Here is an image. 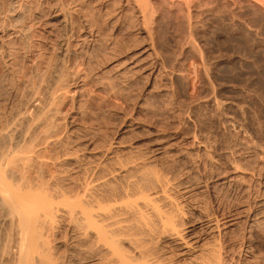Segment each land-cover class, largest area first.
Segmentation results:
<instances>
[{"label": "rangeland", "instance_id": "rangeland-1", "mask_svg": "<svg viewBox=\"0 0 264 264\" xmlns=\"http://www.w3.org/2000/svg\"><path fill=\"white\" fill-rule=\"evenodd\" d=\"M16 1V12H9L12 0H0V133L2 134H0V139L9 132L12 135L10 137L14 139L12 142L21 143L23 140L20 135L23 133L20 132L24 131V127L31 126V132L35 129L34 131L38 133L41 131L43 134L44 127L49 124L50 127L47 128L51 134H49L50 139L47 140L49 142L45 144L50 147L43 144L38 146L37 150L47 152L49 156L47 162L51 171L58 177L61 174L62 177L76 178L88 169L94 170L98 165L111 169L119 168L120 162L123 165L136 162L140 167L137 166L124 172L127 178L122 172L118 183L124 184L129 179H136L137 183L139 181L145 183L148 177L153 176L154 178V172L159 179H163L161 181H175L169 184L171 187L169 193L180 207L179 210L184 211L190 221L203 215L201 207L196 209L192 207L197 199L201 204L208 202L205 203L208 205L211 201V203L214 202L212 205L217 206L233 203L234 197H237L236 192L227 194L231 198L227 196L226 198L223 191L213 195L207 190L205 186L213 184L214 178L211 176L216 167L222 169L225 165L223 169H227L230 175L240 176L241 174L242 178L247 179L251 177L249 173L233 170L226 163L232 151L237 147L240 149L237 148L234 151L235 156L239 157L243 165L248 163L251 166L252 164L259 165L263 173L260 178L264 180V150L256 145L259 139L264 143L263 31L254 35L256 31L241 23V17L236 16L232 20L229 14L225 16L226 11L222 12L218 8L215 9L219 10V13L222 12L220 14H224L223 17L219 16V13L216 14L217 11L214 10L213 13L210 11L209 13L204 12V15L201 14L204 17L201 15H198L201 18L193 17L198 18L196 23L192 19L190 22H185L184 19L189 20V18H181L183 15L178 14L181 12H173L177 11L175 10L177 6L174 9L168 5L171 7L168 8L165 3L154 0L157 12L153 18L156 19H153L155 22L151 20L153 24L150 22L149 26L153 27H151L153 29L151 31L154 32L152 37L154 36L156 42L154 39L153 41L161 58L164 57L162 58L164 65L159 67L161 69L157 70L158 74L156 71V75L153 73L150 75L148 74L150 73L149 68H146L147 71L146 69L138 71L134 66L137 65L134 63L135 59L128 58L148 41H144L142 39L144 35L138 31L141 30L139 26L141 23L137 25L138 20L135 17L137 11L130 3L116 4L118 0L115 2L109 0L98 6L96 2L91 5L94 1L84 0L83 11H80L81 8L76 5L69 4L67 11L70 10V13L65 14V11L58 6L60 5L59 0ZM19 7L21 8L18 9ZM16 14L24 15L23 22L18 23L19 25L13 23ZM87 15L94 16L92 18L97 20L98 27H100L96 29L94 35L96 42L90 41L93 35H89L88 32L92 34L93 32L87 24L93 19ZM66 21L74 24V33L72 32L71 35H67L69 28L68 26L66 28ZM134 25L138 27L135 28ZM191 27H194L193 32H191ZM21 30H25V33ZM251 31L255 33L251 34ZM186 33L193 37L187 36ZM136 40L140 43L137 44ZM112 42L118 44L124 42L125 45L131 47L119 53L120 55H115L111 61L104 62L100 54L104 51L101 54L103 57L112 55L113 52H108L109 48H106ZM65 47L68 53L64 56ZM96 58L99 62L103 61L105 65L96 67L98 61H93ZM103 70L106 71L103 72ZM56 91L58 94L55 93ZM49 105L51 109L47 108ZM42 106L46 108L42 109ZM22 114L27 115L22 116ZM16 115L19 117H15ZM13 130L14 133H12ZM58 130L59 133H57ZM207 136L210 137L207 139ZM214 136V140H209ZM40 137L43 136L40 134ZM208 140L211 141L209 144L211 146L206 144ZM234 141L237 143L235 144ZM231 142L232 146L229 144ZM247 142L250 144L248 145ZM219 146L223 147L221 151ZM228 146H230L229 149ZM233 146L235 147L232 148ZM201 162L207 165L208 169ZM160 174L164 178L167 176L170 180L160 178ZM195 177L198 181L194 179L192 182V178ZM188 181L189 183H186ZM190 183L193 184L191 189L187 186ZM257 189H261L262 193L257 190L259 191L257 195L248 198L249 203H254L256 196L258 200H264V181ZM221 197L225 200L222 201ZM173 210L175 211V207ZM258 210L260 208L256 207V211ZM61 220L58 218V228L55 230L54 238H51L52 252L54 251L56 257H61L72 250L70 238L73 231L68 222ZM196 225H199L198 221L195 222ZM243 225L239 223L233 230H224L228 231L225 234L228 245L238 247L237 244L242 243L243 238L246 239L252 234L251 243L246 244L252 246L253 250L243 247L240 258L237 257L235 262L230 264H261L259 261L264 258V232L261 228L256 229L255 227L253 229L255 232L251 230L249 234V229L245 230ZM8 229V222L1 219L0 264H12L14 261V255H6L4 249L6 245L4 243L8 242ZM231 238L233 240H230ZM153 240L152 245L156 248H164L160 251L161 254L163 252L167 257L172 256V251L165 247L168 245L165 239L154 238ZM218 240V233H214L206 236L203 242L213 244ZM10 244L14 252V243L10 241ZM192 257L173 255L172 264H192Z\"/></svg>", "mask_w": 264, "mask_h": 264}, {"label": "bare ground", "instance_id": "bare-ground-1", "mask_svg": "<svg viewBox=\"0 0 264 264\" xmlns=\"http://www.w3.org/2000/svg\"><path fill=\"white\" fill-rule=\"evenodd\" d=\"M59 1H60V5L58 4L57 5L59 6L61 10L65 11L64 12L65 14H68V12L70 11V10L67 11V7L69 4H73L81 8L80 11L84 10V5H85V4L83 5L84 0H68V1L59 0ZM59 1L57 3H59ZM91 1H94V3L91 5H94L97 3L98 6L102 5L105 2H109V0H91ZM115 1L116 0H112V2H115ZM159 1L165 3V5L167 6L168 5L172 6L174 9H175V6H177V8L175 9L177 11H173V12H181L182 14L178 13L180 15H183L181 16V18H186V19L189 18V20L184 19L185 22L186 21L190 22L191 21L190 19H192L194 20V23H196L198 21L196 19L204 17L201 14L204 15V12L209 13L210 11H212L213 13V11L216 10L215 8H218L220 11L222 10V12L226 11L227 15L226 13H224L225 16L230 15L232 20H234L236 16L241 17L240 18L241 23L246 24V26H248L249 29L251 28L253 31H256V33L253 32L255 33L254 35H257V32L260 33V31L264 32V0H159ZM15 2L17 1L12 0V2L10 3V8L8 10L9 12H16L17 6L15 5ZM121 2L123 4L130 3L131 5H133V8L136 9L137 15L135 17L138 20V22L136 23H138L137 25L141 23V25H139L141 30H138V31H140L141 35H144L142 37L144 41L148 40L146 45L142 46L138 51H135L134 53H132V55L128 58L135 59L134 63L137 65H134V66H136L138 71L149 68L150 73L148 72L147 73L150 75L151 73L155 74L157 70L161 69L159 67L164 65L163 64L164 62L162 61L163 60L162 58L164 57L161 58V56L159 55V52L157 51L156 44H155L156 39L153 38L154 36L152 37V35H154V32L151 31L153 30L152 29L153 27L152 25H151L152 28L149 26V23L151 22V20L156 19V18H153L154 14L157 12V7L154 3V0H118L116 1V4H119ZM20 8L21 7H19L18 9ZM133 8H132V11H133ZM168 8H171V7L168 6ZM219 10H216L217 11L216 14L219 13ZM168 11H171V10L168 9ZM220 13H219V16L221 15ZM194 15H197V16H194ZM198 15L199 16L201 15V17H199ZM223 15H221V17H223ZM178 16L176 17L180 19ZM88 17L92 18L94 16H88ZM193 17H198V18H193ZM230 17H228V19ZM238 17L236 19H238ZM23 19H24V15L22 16L21 14H16L14 15L13 23H16V24L20 22L22 23ZM92 19H93L92 22H89L90 20L87 21L89 22V24H87V27H89L90 31L92 30L93 34L91 32H88V33L89 35H93V38L90 41L96 42L97 39H95L94 35H95V32L97 31L96 29L100 27H98L99 25H98L97 20H95L94 18ZM174 20H175V17H174ZM235 22L236 21H234V23ZM151 23L153 24V22ZM203 23L205 24V22ZM231 24H233V22ZM65 25H66V28L67 26L69 28L67 35H71V33L73 32V25H74L73 22L71 23V22L66 21ZM137 25H134L135 28L138 27ZM183 25H186V24L183 23ZM190 25L192 26V23H190ZM192 28L194 27H191V30H192L191 32H193L194 30ZM185 29L184 31L189 30V29H186V30ZM24 31L25 30H23L22 32ZM187 33H190V32H187ZM253 33L251 31V34ZM190 34H193V33H190ZM190 34L189 35L187 34V36L193 37ZM183 35H185V33ZM153 39L155 42L153 41ZM248 39H251V38H248ZM138 40H136L137 44L140 43L138 42ZM130 47H131L130 45H127V44L125 45L124 42L119 43V44L112 42L110 46L106 47V48H109L107 49L109 50L108 52L110 51L113 52L111 53L112 55H104L103 57L101 54L104 51H102L101 49L100 51L102 52L100 56L104 58L103 60L104 62L108 60L111 61L112 59H114L115 55L122 53L124 50L125 51L129 50ZM251 49H252V46H251ZM65 51L66 52L63 54L64 56L68 53L66 47H65ZM94 60H97V58L93 59V61ZM148 60H151V61L148 62ZM97 61H98L96 62L97 66L95 65V63H93L96 67L98 66L101 67L102 64L104 63L103 61L101 62H99V60ZM121 63H123V61ZM112 66L114 65L112 64ZM204 66L206 67V65ZM63 69L64 68H62V70ZM110 69H111V66H110ZM137 69L135 70L137 71ZM36 71L38 72V70ZM105 71L103 70V72ZM158 73L159 72L157 71L156 74ZM59 74L61 75V73ZM60 75L59 77H61ZM42 78L44 77L42 76ZM38 85H41V84H38ZM51 91H54V90H51ZM55 93H57V91ZM44 108L46 107L42 106V109ZM47 108H50V105L49 107L47 106ZM23 115L25 114H22V116ZM15 117H19V116L16 115ZM39 117H41V115H39ZM33 119L32 121H34ZM13 125L16 126V124H13ZM47 127H50V125L48 124ZM47 127H44V128L48 129ZM11 128L12 127L10 126V129ZM24 128L26 130L23 129L24 131L22 130L23 132H20L21 134L23 133L22 135H20L22 136V140H23V142L21 143L18 142L19 139L18 140L15 139V141H17L18 143L12 142V140L14 139L10 137L11 134H9V132L4 134L0 139V217L3 221H7L9 224V229L7 232L8 242L4 243L6 244L4 249H5L6 255H9V256L10 254L14 255V261L12 264H82L86 262L89 264H172L173 262H172L171 257L173 255L183 256V257L184 256L192 257L194 255V257L191 258L193 260L190 259L191 261H193L192 264H230L232 262H235V259H237V257L238 259L240 258L239 255L243 247H247L249 248V250H253L252 246H250L249 244L248 245L246 244L249 242L251 243L252 234L249 235V237H246V239L243 238L242 239L243 242L240 244H237L239 245L238 247H235V245H230L229 247L228 240L226 239V236H225V234H227L228 231H224L225 229L233 230L239 223H243L244 229L245 230L246 228L249 229V234L251 230L255 229V227L256 229L261 228V231L264 232V225H262L264 223V200L262 199L258 200L257 196H256L257 199L254 198V203L253 202L249 203L250 199L248 200V198H250L253 195L255 196V194L259 193V191L261 190V189L260 190L257 189V187L261 186L262 181H264V180H261L260 178L262 169L258 167L259 165L255 166L256 164H252L251 166L249 165L250 163L248 162H247L248 164L243 165L242 164L243 162L241 163L239 157L235 156L236 153L234 151L238 147L234 149L232 153L230 150L231 155L228 154L230 155V157L226 155V157H229L228 159L226 158L227 159L226 163L233 170L237 172H241V173H249L251 177L247 179L244 177L242 178L241 174L240 176H238L237 174L230 175L227 169H223L225 165L223 166L221 165L223 167L222 169L221 167L220 168L216 167V169L213 170V175L211 176L212 178H214L213 184L209 185L206 183L207 185L205 187H207V190L213 195L217 193L219 194L220 192L223 191L225 197L227 196V194H230L231 192H236L235 195L237 194V197L235 198L234 197L235 195L231 194V196L234 195L233 197L235 199L233 203L225 205L227 203L224 202L225 203L224 205L223 204L220 205L218 204L220 203L219 201L217 203L218 204L217 206L212 205L214 202L211 203V201L209 202L208 205L205 204L208 202H204V204L203 203L201 204L200 202L197 201L198 199L195 198V200L196 199L197 200L193 202L194 204H192V207L195 209L201 207L200 209H202L203 215L196 218L194 221H190L186 213H184V211L182 210H179L180 207L177 206L175 200L173 199V196L170 195L169 193V189L171 188L169 184H171L172 181H169V182L168 180L167 182L165 180H164L165 182L161 181L163 179H159L158 178L159 176L156 175V172L153 171L156 177L154 176V178H152L153 176L152 177L150 176V178L152 179L148 177L149 180L147 179L146 180L147 182L145 181V183L143 182L141 183V181H139L140 183L139 182L137 183V181H135L136 179L134 180L129 179L130 181L128 180L126 183L121 184V183H118V180L121 179L120 176L122 172L124 174V172L129 171L130 169H133L134 167L139 166V164L135 162L134 164H131V165H128V164L123 165V163L120 162L119 168L114 167L110 169L107 166L98 165V166H95L96 168H94V170H89V169L88 171L85 170L86 172L83 175L79 176L80 175L79 174L77 175L78 177L76 178L62 177L61 174L58 177L56 173L51 171V167L49 163L47 162V158H49V156H47L46 154L47 152L45 153L44 151L37 150L38 146L40 147V145L42 146L43 144L49 142L47 141L50 139L49 134H51L49 132V129L48 130L43 129L44 132L42 134L40 130H38L40 131V133H38L37 131H34L35 129L31 132V129H32L31 126H28L27 128L24 127ZM14 130L13 132L12 131L11 132L14 133ZM5 132L6 130L4 131V133ZM45 132H47V134ZM57 133H59V130ZM40 134L43 137L39 138ZM52 136L53 135H51V137ZM209 137L210 136H207V139ZM213 138H215V136L210 138L209 140L211 139L214 140ZM209 140L207 142H209ZM207 142H206L207 145L211 144L210 143L211 141L209 143ZM235 142L236 141H234V143ZM256 143L254 144L259 145L260 148L264 150V143L260 139ZM229 144L230 146H232L231 144L233 143L231 142ZM249 144L250 143H248V145ZM222 146L224 147V145ZM230 146H228V149L230 148ZM238 146L240 145L238 144ZM48 147H50V145ZM223 147L219 146L220 148L219 150L221 151V148ZM234 147L235 146H233L232 148ZM241 153H245V152L241 151ZM205 160L203 162H205ZM195 164L197 165V163ZM202 164L205 166L204 163ZM208 164L211 165V163H208ZM199 166L202 167V165L200 164ZM206 167L208 169L207 165L205 166V168ZM232 169H229V170H232ZM204 171L206 172L207 170L205 169ZM160 176H161L160 178H164L163 175L160 174ZM127 177L128 176H126V178ZM123 178L122 180L125 181V179ZM165 178H168V177L166 176ZM196 178L197 177L192 178V182ZM186 183H189V181ZM192 185L193 184L190 183L187 186H189L191 189ZM184 189H187V188H184ZM257 190L259 191L257 192ZM215 199H217V197ZM222 199L223 198L221 197V200ZM224 200L225 199H223L222 201ZM173 207H175V211L173 210ZM256 207H259L260 210L256 211ZM176 208L178 209L177 211H176ZM58 218L68 222L70 229H72L73 231L72 232L73 234L70 238L72 250H70L68 253H65L63 255L60 253L62 255L61 257H56L54 255V251L52 252L53 245L51 246V244H53L51 243V241L54 238L55 230H57L56 228H58L57 227ZM196 221H198L199 223L198 226L197 225L195 226ZM214 233H218V236H219L218 242L216 241L217 243L214 242L213 244H211L209 242H205V241L203 242L206 236L210 234H214ZM154 238L166 240L165 242H167L168 245H166L165 247H167L166 249H169L170 251H172V256L170 255L171 257L165 256L163 252L162 254L160 253V251H163L164 248L158 247L159 248L158 249L156 248V246L152 245V241H154L153 240ZM230 240H233V238H231ZM10 241L14 243L13 245L14 252L12 250V246H11L12 244H10ZM246 250L247 249H245V251ZM197 252H199L198 255H196ZM258 257L261 258V256H258ZM263 259L262 261H264ZM262 261H259V263L261 262L262 264Z\"/></svg>", "mask_w": 264, "mask_h": 264}]
</instances>
